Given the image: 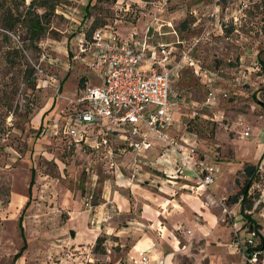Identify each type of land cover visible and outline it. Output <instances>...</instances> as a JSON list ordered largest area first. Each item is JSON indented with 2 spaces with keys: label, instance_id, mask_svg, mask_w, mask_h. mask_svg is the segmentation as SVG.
Returning <instances> with one entry per match:
<instances>
[{
  "label": "rangeland",
  "instance_id": "rangeland-1",
  "mask_svg": "<svg viewBox=\"0 0 264 264\" xmlns=\"http://www.w3.org/2000/svg\"><path fill=\"white\" fill-rule=\"evenodd\" d=\"M31 1L0 0V264L14 259L15 264H133L144 250L137 244L131 251L135 242L157 219L164 229L153 238L155 248L164 255L173 245L179 248L163 257V264H245L248 230L239 205L228 204L227 198L238 191L235 180L243 182L245 164L264 171V78L257 59L264 60L263 0H34L28 7ZM34 15L43 31L32 35L27 25ZM105 26L122 39L158 28L165 33L162 40L178 37L185 48L199 40L193 57L217 74L197 79L184 70L173 83L181 98L174 134L216 171L215 183L201 189L205 207L217 216L215 224L202 219L209 238L185 240L193 231L187 224L175 232H184L183 237L168 228L163 206L173 196L168 187L173 183L165 176L150 186L140 182L143 188L133 195L123 194L128 202H120L122 212L110 220H103L106 208L90 213L82 206L91 183L96 184L95 205L110 201L100 185L109 149L72 145L60 134L62 113L73 110L80 78L95 79V71L72 60L75 43ZM208 89L226 97L204 106ZM94 133L86 145L94 146ZM161 156L174 167L171 149ZM191 185L184 191L200 196L195 180ZM249 193L252 218L260 225L255 245L264 244V181L253 183ZM129 203L137 206L129 211ZM158 205L164 210L156 213ZM194 221L199 224L201 218ZM262 253L263 260L254 264H264V245ZM160 261L151 254V264Z\"/></svg>",
  "mask_w": 264,
  "mask_h": 264
},
{
  "label": "built area",
  "instance_id": "built-area-1",
  "mask_svg": "<svg viewBox=\"0 0 264 264\" xmlns=\"http://www.w3.org/2000/svg\"><path fill=\"white\" fill-rule=\"evenodd\" d=\"M160 30L154 28L150 32L146 29L141 36L134 33L122 39L113 28L105 26L77 40V52L72 60L95 71L100 84H86L72 100V104L79 105L73 110L74 123L65 125L60 133H65L76 142L82 127L98 126L101 138L94 144V149L123 144L134 152L129 171L132 182L141 173L143 155L157 143L175 153L183 172L180 177L187 179L189 172L195 180L196 189H207L216 181L214 165L196 158L195 149L184 148L179 139L170 133L174 112L180 110L181 102L173 90V83L184 70H189L197 79H209L217 74L204 69L193 57L199 40L185 48V41L178 37L176 41L162 40L165 33ZM173 34L176 35L175 32ZM176 46L180 48L178 56ZM225 97V93L219 95L208 89L203 105L210 106ZM109 152L112 156L113 149ZM110 167L114 168V164L111 163ZM81 201L84 210L97 212L93 189L86 190ZM104 206V221L118 213L112 201ZM245 244L255 247L254 233H248ZM138 257L133 264L149 263L147 252H139ZM248 261L254 264L256 254L253 253Z\"/></svg>",
  "mask_w": 264,
  "mask_h": 264
},
{
  "label": "crops",
  "instance_id": "crops-1",
  "mask_svg": "<svg viewBox=\"0 0 264 264\" xmlns=\"http://www.w3.org/2000/svg\"><path fill=\"white\" fill-rule=\"evenodd\" d=\"M85 76V75H84ZM87 86H96L100 84V80L98 79L96 73H95V79L93 78V80L90 82L88 80V82L86 83ZM77 92V91H76ZM78 92L76 93V97L77 98ZM64 112V111H62ZM71 113H73L72 111H67V113H62L64 114L62 117V128L65 127V125L67 126L68 124H73L74 120L73 117H71ZM176 111L174 112V122L170 128V133L172 135L174 134V131L177 132L178 128L177 125L180 126L178 123L179 121L176 120ZM66 119H63V118ZM98 126H86V127H82L80 129V136H79V140H76V147H79L81 145H85L88 146L89 148H91V150H95L93 149L94 147L86 145L85 144V139L86 137L89 136L90 131L93 129L94 130V136H95V143L97 141H99V139L101 138L99 136V130L97 128ZM62 131V129H61ZM61 134V133H60ZM58 135V134H56ZM63 135V134H62ZM177 137V136H176ZM178 138V137H177ZM180 143L182 144V146L184 148L190 149L194 147H192L193 145H189L186 147L184 146V143H186V141L182 138H179ZM113 146V145H112ZM104 149H111L109 148L110 146H102ZM101 147V148H102ZM108 147V148H107ZM113 153L112 156L109 152V150L106 152L107 154L105 155V159H107V163H106V171L105 174L107 176H104L103 178V182L102 184L100 183V185L103 186V198H105V200H110L113 202V204H115L116 209L119 211V203L120 202H128L125 198L123 194H131L133 195L134 192L136 191V189L138 188H143L139 183L143 182V185L146 184V186H150L153 183H157L158 181L156 180H162L165 176V178L171 179L173 183V186H170L169 184V189L173 192V196L170 197V200L168 201V203L164 204V209L167 213V215L169 216V219H167V223H168V228L171 229V231L174 233V235L178 236V237H183V233H175L179 230L180 225L183 224H187L188 226L193 228V231H190V235L189 236H184L183 238L185 240H193V241H197L199 242V240L201 238H209L208 236V232H206L203 223H202V219L205 220H213V224H215L217 222V216L213 213V211H210L208 208L205 207L204 203H203V192L201 190L200 192V196H194L192 194H190L188 191H184L185 190V186H193L191 185L193 183V178L191 177V175L189 174V172H187L188 177L187 179H183L182 177H180L179 175H181L183 172L180 171V165L178 163V160L176 158V160L174 161V167L173 168H169L167 166V164L165 162H163L161 160L162 156H161V152L164 151V148H162L159 144L154 143V146L151 150H149L147 153H145L142 159V163H141V173L140 175L137 177V179L135 181H130L129 179V171H130V163H131V159L134 156V152L130 149L125 147V145L120 144V145H114L113 146ZM111 149V150H112ZM196 150V149H195ZM206 161V160H205ZM163 162V163H162ZM113 163L114 164V168L110 167V164ZM159 173H161V175H159ZM171 176V177H170ZM166 182V181H165ZM167 182H169L167 180ZM159 184L162 186L161 188H163V182H159ZM168 184V183H167ZM92 188L93 189L96 184L95 183H91ZM89 189V188H88ZM86 189V190H88ZM85 190V191H86ZM94 190V189H93ZM188 194L190 196V200H188L189 202H185L181 199L182 195H186ZM202 194V195H201ZM130 204V203H129ZM105 203L103 205H96L97 209L100 208H105ZM134 204H130V210H133ZM162 209V207L160 205H158L157 210H155V212H159V210H164ZM120 212H122L120 210ZM129 213V212H128ZM124 214V213H123ZM194 214V216H193ZM154 216H156L157 219V215L154 214ZM196 216H199V218H201V223H196L194 221V218ZM158 222V219H157ZM150 221L148 222V224H146V230L144 233H142V237L137 240V242H135L136 244H134L133 248L131 251H134L135 246H137V244H141V249H144L143 252H147V255L149 257L150 260V256L152 254V256L154 258L158 260L162 261V258L172 254H175L176 252L179 251V248H177L176 246H171V248L168 249V252L166 255L163 254V252L159 249L155 248V245L153 243V238L156 237V235L158 234V230H161V232L163 231V227L159 226L158 224ZM171 232V234H172ZM225 240L228 239V237H224ZM187 247V245H186ZM161 248V247H160ZM178 249V250H176ZM188 251V248H185V252ZM151 253V254H150ZM150 254V255H149ZM139 255V253H138ZM163 262V261H162ZM148 264H151L150 262ZM158 264V262H157ZM173 264V263H172Z\"/></svg>",
  "mask_w": 264,
  "mask_h": 264
},
{
  "label": "trees",
  "instance_id": "trees-1",
  "mask_svg": "<svg viewBox=\"0 0 264 264\" xmlns=\"http://www.w3.org/2000/svg\"><path fill=\"white\" fill-rule=\"evenodd\" d=\"M142 1L150 2L151 0H142ZM33 4H34V0L30 2L28 7L33 6ZM52 10H53V7H51V11ZM261 19L264 23V0L262 1ZM10 21H12V18ZM185 25L186 23L183 24V26ZM9 26H12V23H10ZM27 29L30 31L32 35L39 34L43 31V27L41 26L40 17L38 15L29 17ZM257 59H258L260 73L262 77L264 78V60L260 58L259 56L257 57ZM86 83H87V77L82 76L79 80V88L77 90L78 94L84 90V88L86 87ZM262 90L264 91V87ZM177 95L179 96L178 93ZM75 108H79V105L74 104L73 110ZM73 115L74 114L71 113V117H73ZM70 140L72 141V145L76 144L74 140L72 139ZM241 174H242L243 182L240 183L238 180H235V183L238 186V191L235 194L229 196L227 198V201H228V204L239 205V214L242 216V219L244 222L243 228H247L248 233H254L255 238H256L258 235V230L260 228V225L252 218V213L250 212L254 204H253L252 197L249 191L253 183L264 181V171L263 172L260 171V166L258 164H245L241 171ZM100 243H101V239L97 238L96 246H99ZM263 245H264L263 241L259 243L258 245H255V247H251L245 244V250H244L245 254L244 255L247 258V260L245 261V264H252L248 260L251 258L253 253L256 254L257 261L263 260V253H262ZM15 262H16V259L13 260L12 264H15Z\"/></svg>",
  "mask_w": 264,
  "mask_h": 264
},
{
  "label": "water",
  "instance_id": "water-1",
  "mask_svg": "<svg viewBox=\"0 0 264 264\" xmlns=\"http://www.w3.org/2000/svg\"><path fill=\"white\" fill-rule=\"evenodd\" d=\"M70 236H71V237H74V233H73V232H71V233H70Z\"/></svg>",
  "mask_w": 264,
  "mask_h": 264
}]
</instances>
